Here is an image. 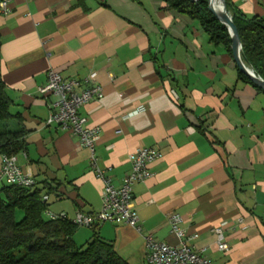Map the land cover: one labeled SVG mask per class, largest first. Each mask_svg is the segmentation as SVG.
<instances>
[{"label": "crops", "instance_id": "0c3cea01", "mask_svg": "<svg viewBox=\"0 0 264 264\" xmlns=\"http://www.w3.org/2000/svg\"><path fill=\"white\" fill-rule=\"evenodd\" d=\"M229 2L230 16L264 21V0ZM9 7L0 13V75L10 114L26 131L15 157L35 188H57L50 212L97 213L103 184L78 137L45 125L51 98L38 88L49 70L101 88L80 114L100 128L97 164L115 187L130 172V154L161 153L152 176L132 188L140 231L80 227L74 243L97 236L127 264H148L144 237L178 245L167 222L178 214L186 244L211 264H264V95L237 79L225 47L164 0H11ZM222 223L226 252L214 234Z\"/></svg>", "mask_w": 264, "mask_h": 264}, {"label": "trees", "instance_id": "16d2710c", "mask_svg": "<svg viewBox=\"0 0 264 264\" xmlns=\"http://www.w3.org/2000/svg\"><path fill=\"white\" fill-rule=\"evenodd\" d=\"M178 13L199 21L211 43L222 45L232 56L231 39L223 26L208 10L206 0H164ZM230 10L229 0H224ZM232 22L237 30L243 60L254 73L264 80V21L259 17L245 18L234 13ZM237 79L249 84L257 93L264 91L254 85L237 68ZM11 101L6 95L0 75V123L15 120L13 130L7 124L0 128V156H16L26 148V131L18 115H11ZM36 185V183H35ZM0 185V264H127L114 251L109 242L97 236L78 246L73 235L79 228L68 218L49 220L44 216L48 209L43 196L55 195L57 188L44 185L37 189ZM16 212L22 216L17 221Z\"/></svg>", "mask_w": 264, "mask_h": 264}, {"label": "built area", "instance_id": "2783aa9c", "mask_svg": "<svg viewBox=\"0 0 264 264\" xmlns=\"http://www.w3.org/2000/svg\"><path fill=\"white\" fill-rule=\"evenodd\" d=\"M10 1L0 0V13L8 14L10 12ZM46 79V83L38 88V93L43 99L51 98L45 125H54L58 129L78 137L80 146L89 152L90 167L94 176L103 184L100 210L93 214L78 211L68 219L77 227L93 228L103 223H112L124 224L139 232V218L131 206L132 188L136 183L144 182L152 176L149 167L161 158V153L153 148H139L130 154L128 157L130 172L124 177L121 185L115 187L97 164L95 145L100 138V128L89 125L86 118L80 114V109L86 103L102 97L101 88L94 85L86 86L87 80L78 82L62 78L52 70L46 73ZM1 184L32 188L35 185V180L33 176L22 171L17 165L15 156H2L0 163ZM47 199V196H43L42 201L46 202ZM43 214L52 221L67 218L63 213L55 214L48 209ZM167 222L171 233L179 239V243L176 246H171L154 241L149 236L144 237L145 258L148 264H211L208 259L199 256L186 244L189 236L185 230L180 228L181 216L170 215ZM226 225V223H222L214 229L218 249L222 252L228 250L222 232Z\"/></svg>", "mask_w": 264, "mask_h": 264}, {"label": "water", "instance_id": "95a60500", "mask_svg": "<svg viewBox=\"0 0 264 264\" xmlns=\"http://www.w3.org/2000/svg\"><path fill=\"white\" fill-rule=\"evenodd\" d=\"M196 2L197 0H191ZM208 2V10L215 16V18L227 29L231 39L232 57L237 68L248 78L250 82L258 86L264 91V80L258 77L254 71L246 65L243 60V52L241 42L237 30L232 22L231 16L226 10L224 0H206Z\"/></svg>", "mask_w": 264, "mask_h": 264}, {"label": "rangeland", "instance_id": "374dc122", "mask_svg": "<svg viewBox=\"0 0 264 264\" xmlns=\"http://www.w3.org/2000/svg\"><path fill=\"white\" fill-rule=\"evenodd\" d=\"M4 124H7L8 125V128L10 130H13L14 129V126H15V122L13 120H9L8 122H1L0 123V127ZM1 129V128H0ZM22 214L21 212H16V215H15V219L18 221L20 218H21ZM80 228V227H79Z\"/></svg>", "mask_w": 264, "mask_h": 264}]
</instances>
